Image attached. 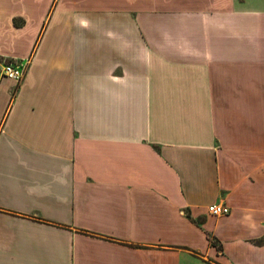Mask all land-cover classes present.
<instances>
[{"label":"crops","instance_id":"0c3cea01","mask_svg":"<svg viewBox=\"0 0 264 264\" xmlns=\"http://www.w3.org/2000/svg\"><path fill=\"white\" fill-rule=\"evenodd\" d=\"M0 264H264V0H0Z\"/></svg>","mask_w":264,"mask_h":264},{"label":"built area","instance_id":"2783aa9c","mask_svg":"<svg viewBox=\"0 0 264 264\" xmlns=\"http://www.w3.org/2000/svg\"><path fill=\"white\" fill-rule=\"evenodd\" d=\"M1 74L18 82L23 74V65L20 62L3 63ZM207 211L214 216H220L227 214L229 208L223 203H211L207 206Z\"/></svg>","mask_w":264,"mask_h":264}]
</instances>
